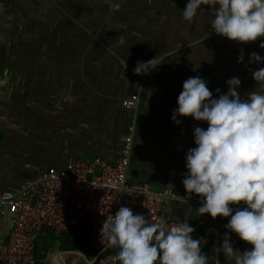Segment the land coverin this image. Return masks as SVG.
Returning <instances> with one entry per match:
<instances>
[{"label":"crops","instance_id":"crops-1","mask_svg":"<svg viewBox=\"0 0 264 264\" xmlns=\"http://www.w3.org/2000/svg\"><path fill=\"white\" fill-rule=\"evenodd\" d=\"M187 0H0V189L11 190L48 167L69 160L114 164L133 127L129 176L152 190L185 192V154L194 147L193 129L203 122L171 117L183 82L207 81L213 98L226 93L236 76L242 99L255 89L249 64L255 42L240 44L212 32L208 5L192 22L183 20ZM243 54V63L237 58ZM162 63L137 75V61ZM152 68V65L148 66ZM219 90V91H217ZM136 94L135 108L123 100ZM171 184L173 187H169ZM184 203L165 205V215L199 225L209 264H232L219 247L227 218L214 220ZM197 230V231H198ZM11 232L0 216V240ZM234 249L250 245L231 235ZM86 233L76 229L57 240L42 231L36 264H90ZM1 264V263H0Z\"/></svg>","mask_w":264,"mask_h":264},{"label":"clouds","instance_id":"clouds-1","mask_svg":"<svg viewBox=\"0 0 264 264\" xmlns=\"http://www.w3.org/2000/svg\"><path fill=\"white\" fill-rule=\"evenodd\" d=\"M203 5L210 8L213 33L240 44L260 39L259 48L264 49V0H187L183 20L192 22ZM243 61L241 53L237 63ZM248 63H264V56L253 52ZM161 64L154 56L137 61L133 71L147 74ZM252 79L255 89L244 99L236 76L226 81V93L213 98L207 81L191 76L182 84L171 117L177 125L178 117L207 125L193 129L194 147L185 154L181 198H199L196 216L227 218L226 232L214 251L231 258L232 264H264V67L254 70ZM166 224L121 206L104 219L100 233L107 247L118 249L110 257L118 264H209L214 259L201 250L206 241L193 237L195 229L188 221ZM232 234L251 247L234 249Z\"/></svg>","mask_w":264,"mask_h":264},{"label":"built area","instance_id":"built-area-1","mask_svg":"<svg viewBox=\"0 0 264 264\" xmlns=\"http://www.w3.org/2000/svg\"><path fill=\"white\" fill-rule=\"evenodd\" d=\"M137 102L138 96L132 94L121 105L133 109ZM132 143L133 127H129L114 164L99 158L69 160L62 167L46 168L14 189H0V216L11 225L9 236L0 240V263L36 264V246L42 231L59 240L63 234L79 229L86 233L95 252L90 264H118L110 259L118 249L107 247L100 229L104 219L119 207H129L150 221L164 219L167 227L177 220L165 215V205L200 206L195 195L184 200L181 197L185 192L169 188L154 191L148 183L132 181ZM189 224L198 230L199 225Z\"/></svg>","mask_w":264,"mask_h":264},{"label":"trees","instance_id":"trees-1","mask_svg":"<svg viewBox=\"0 0 264 264\" xmlns=\"http://www.w3.org/2000/svg\"><path fill=\"white\" fill-rule=\"evenodd\" d=\"M197 232H199V230L198 231H196L195 233L197 234ZM194 234V233H193ZM192 234V235H193ZM198 236L200 235V234H197ZM88 244V243H87ZM88 247H89V244H88ZM90 248V247H89ZM91 249V248H90ZM92 250V249H91ZM93 251V250H92ZM93 253L95 254V252L93 251Z\"/></svg>","mask_w":264,"mask_h":264},{"label":"water","instance_id":"water-1","mask_svg":"<svg viewBox=\"0 0 264 264\" xmlns=\"http://www.w3.org/2000/svg\"><path fill=\"white\" fill-rule=\"evenodd\" d=\"M131 172H132V171H130V176H131Z\"/></svg>","mask_w":264,"mask_h":264}]
</instances>
